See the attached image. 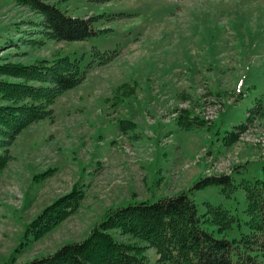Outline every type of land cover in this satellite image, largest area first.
I'll return each instance as SVG.
<instances>
[{
    "label": "rangeland",
    "instance_id": "374dc122",
    "mask_svg": "<svg viewBox=\"0 0 264 264\" xmlns=\"http://www.w3.org/2000/svg\"><path fill=\"white\" fill-rule=\"evenodd\" d=\"M47 1L69 14L96 16L93 26L102 31L81 40L47 38L39 12L0 0V57L31 63L68 55L85 69L50 104V116L30 122L7 146L0 264H22L82 240L110 207L181 191L198 212L208 201L238 216L223 231L205 222L217 236L246 231L243 189L227 196L215 184L192 185L213 173H230L236 183L262 176L264 0ZM93 48L116 52L106 59ZM186 109L201 122L183 125L178 115ZM77 184L83 188L78 208L13 260L25 223ZM110 231L118 240L146 243ZM143 251L163 264L154 246Z\"/></svg>",
    "mask_w": 264,
    "mask_h": 264
},
{
    "label": "trees",
    "instance_id": "16d2710c",
    "mask_svg": "<svg viewBox=\"0 0 264 264\" xmlns=\"http://www.w3.org/2000/svg\"><path fill=\"white\" fill-rule=\"evenodd\" d=\"M16 1L41 14L38 24L47 38L81 40L102 31L93 26L96 16L69 14L47 0ZM93 50L106 59L116 52V49L111 53ZM0 58L1 170L10 157L7 146L14 136L30 122L50 116V104L61 92L78 84L85 69L78 58L71 59L68 55L39 58L31 63L13 61L7 55ZM90 65L88 63L86 67ZM178 118L188 127L201 122L191 117L187 109L179 113ZM235 136L232 132L229 138ZM50 170L34 175V179H43ZM261 171V177H243L237 183L230 173L208 174L192 185V188H200L215 184L227 196L237 187L244 190L247 230L241 231L238 237L217 236L204 224L214 225L218 231L238 224V216L229 208L222 203L206 201V209L198 212L194 199L181 191L155 200L110 207L82 240L65 242L53 252L22 264H158L144 253L146 245L155 247L157 260L163 264H264V165ZM82 196V185L77 184L25 223L23 239L12 253L13 260L30 241L38 239L72 214ZM111 229L146 243L118 240Z\"/></svg>",
    "mask_w": 264,
    "mask_h": 264
}]
</instances>
